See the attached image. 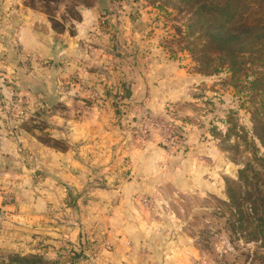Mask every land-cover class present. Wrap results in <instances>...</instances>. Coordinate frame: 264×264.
<instances>
[{
    "label": "rangeland",
    "instance_id": "374dc122",
    "mask_svg": "<svg viewBox=\"0 0 264 264\" xmlns=\"http://www.w3.org/2000/svg\"><path fill=\"white\" fill-rule=\"evenodd\" d=\"M104 1L0 0V137L16 146L15 159L6 167L0 161L13 178L0 180V257H47L56 250L47 241L54 233L84 240L60 263L95 264L101 250L113 249L104 238L134 213L125 208L134 200L161 219L163 235L191 239L203 256L188 264H264V211L259 202L249 204L264 187V21L225 44L217 38L236 22L218 14L216 3L224 0ZM234 1H227L230 14L241 11L247 21L264 14L259 0L258 7L257 0H241L239 10ZM22 5L39 10L51 26L54 20L57 32V14L77 20L80 10H92L94 16L81 42L90 59L73 73L57 67L61 73L43 82L47 97L37 102L22 93V77L13 78L46 64L22 53ZM55 92L65 99L57 102ZM67 103L102 111L71 113L72 120L94 116L101 125L91 130L92 141L118 144L114 161H88L84 178L41 174L29 152L22 161L25 129L43 144L66 148L55 127ZM22 108L31 110L26 118ZM143 151L151 170L140 176L134 168ZM32 202L42 208L22 209ZM22 219L36 227L25 232ZM22 234L33 249L22 247ZM125 248L133 251L131 243Z\"/></svg>",
    "mask_w": 264,
    "mask_h": 264
},
{
    "label": "crops",
    "instance_id": "0c3cea01",
    "mask_svg": "<svg viewBox=\"0 0 264 264\" xmlns=\"http://www.w3.org/2000/svg\"><path fill=\"white\" fill-rule=\"evenodd\" d=\"M104 2L106 3V0ZM14 10L18 11L19 9L14 8ZM64 15L57 14L54 17L62 29L57 32L52 28L53 26L43 13L36 8L32 9L22 5V53L33 58L39 57L46 62L45 68L41 70H37L31 64L30 68L33 71L22 68V75L13 77H22V83H24L22 93L29 96L32 102H37L40 97H47L48 90L45 89L43 82L46 79L58 77L61 72L57 67L68 65L64 68V71L73 73L75 69L72 70V68H76L79 61L90 59V56L83 52L81 42L86 40L93 24L92 10H80L77 20L66 17V14ZM17 80L19 81V79ZM26 82H31L29 87L26 86ZM14 88L17 89L16 86ZM52 97L56 98L57 102H62L65 99L64 95L57 92L52 94ZM50 99L52 98L50 97ZM73 105L76 107L69 106L67 103L66 107L62 108L63 112L59 113L62 126L55 127L56 130L61 132V137H56V140L64 142L66 146L64 150L43 144L36 138V132L33 133L26 129L22 131V161H26L27 158L24 159L23 156L29 152L35 162V167H38L41 174L61 178H84L88 174V161L103 162L101 159H104L105 162H110L116 158V152L112 151V147L114 144H118L114 140L105 139L102 141V138H99L98 141H92L90 137L91 130L94 126L96 129L100 128L101 125L100 122L95 121L94 116L88 118L82 116L77 122L72 120L71 113L76 115L87 113L88 116L90 113L94 115L98 110L90 109L84 105ZM22 111L24 112V118H26L28 116L27 112L31 110L22 108ZM101 113L102 111H98L97 115H101ZM62 114L67 115L62 116ZM22 121V125L25 126L27 124L25 119H22ZM15 147L14 140L0 137V161L3 164L5 163L4 166H7L8 160L16 158ZM99 155H102L103 158ZM94 156L95 158L91 160V157ZM148 164L145 151H143L140 157L137 158L134 170L141 176V174L148 173L151 170ZM26 169V166H24L22 172ZM30 171L32 172V170ZM7 176L9 177L7 178ZM0 178H2L0 179L2 181L13 179L6 170L1 168ZM23 178L28 177L23 175ZM38 208H42L40 202L22 205V209L30 212L36 211ZM125 208L134 211V213L121 219V228L118 232L105 236L104 240L109 241L113 249L101 250L102 252L100 251L101 253L95 264H188V259H198L203 256L198 250L191 248V239L188 242L187 239L177 233L172 236L163 235L160 230L163 223L161 219L153 218L145 209L141 210L139 204L134 200L125 202ZM22 226L25 232L31 230L33 226L36 227L34 221L31 222L28 219H22ZM28 238H30L28 234H22V247H31L24 245V243H30L31 240ZM48 239V242H53L52 244L55 245L56 250L54 253L49 254L47 258L60 261L63 260L68 250H72V247L75 248L76 244L84 243L81 236L76 237V239H68L63 234L56 236L53 233ZM127 243H131L132 252L126 251ZM33 248L31 247V249ZM75 264L87 263L78 262Z\"/></svg>",
    "mask_w": 264,
    "mask_h": 264
},
{
    "label": "trees",
    "instance_id": "16d2710c",
    "mask_svg": "<svg viewBox=\"0 0 264 264\" xmlns=\"http://www.w3.org/2000/svg\"><path fill=\"white\" fill-rule=\"evenodd\" d=\"M34 1L37 2H48L51 0H29V2L31 4H33ZM228 0H224L223 2H219L216 3V10H218V14L225 17V19L227 18H235V22H236V26L233 27L235 28V30L229 31V29L227 28V32H223L221 35L218 36V40L222 41L225 44H228L232 41H237L240 39V36L243 35V33H247L251 28L256 27L257 24L262 23V21H264V14H262L261 16H258L257 18L254 17H250L248 19H250V21H247V17L243 15V12L241 11H236L235 13H229L228 10H225V8H229L231 3L227 2ZM252 1L253 0H249ZM241 0H235L234 1V5L235 9L238 8L241 5ZM257 1H254L253 3L256 4V6L258 7ZM260 4L264 3V0H259ZM253 13H257V11L253 12ZM226 14V16H225ZM248 16V15H247ZM227 17V18H226ZM56 22L53 20L52 21V26L55 24ZM256 24V25H255ZM264 125V122L262 123ZM262 161V166L264 168V159L261 160ZM244 171L240 170L239 171V175H243ZM229 191V189H228ZM251 194V193H250ZM228 196L231 197L232 195L228 193ZM259 202L262 207H263V211H264V187L263 190L261 191V194H257L256 196L252 197L251 194V199H250V203L249 204H254ZM258 220H261V218H258ZM259 232H262L261 229H259ZM71 258V257H70ZM62 263V262H61ZM60 260H49L47 257L41 255V254H37V253H29V254H21V253H7L6 255H4L3 257H0V264H61ZM64 264V262L62 263Z\"/></svg>",
    "mask_w": 264,
    "mask_h": 264
}]
</instances>
